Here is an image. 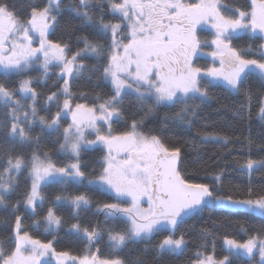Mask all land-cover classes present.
I'll return each mask as SVG.
<instances>
[{"label": "snow or ice", "instance_id": "6c2138e0", "mask_svg": "<svg viewBox=\"0 0 264 264\" xmlns=\"http://www.w3.org/2000/svg\"><path fill=\"white\" fill-rule=\"evenodd\" d=\"M21 11L0 0V264H157L165 254H184L188 240L180 226L205 212L203 243L188 264H237L239 257L264 264V223L251 230L242 224L247 238L238 239L221 235L223 220L212 216L264 221V183L252 181L264 169V157L252 156L254 146L264 150V131L233 136L206 117L196 126L215 87L243 97L235 108L241 119H252L255 101L264 124V42L235 43L242 35L264 41V0H29ZM203 26L210 39L200 35ZM201 55L212 64L200 66ZM33 68L39 78L29 75ZM50 74L55 90L45 94L35 84ZM94 76L88 103L93 92L73 85ZM102 86L108 91L95 92ZM122 121L126 130L116 132ZM46 136L58 147L45 151ZM210 143L223 150L208 156L215 171L190 179L185 156L194 168H207ZM237 144L247 153L228 161ZM90 150L103 154L89 168L83 157ZM230 163L247 173L246 185L225 184ZM48 188L56 189L51 199ZM62 206L70 209L67 217ZM41 224L52 239L33 235ZM62 229L71 242L84 243L83 254L57 249ZM161 231L167 234L152 245L156 255L148 261ZM105 235L111 254L102 259L92 247ZM138 243L145 247L130 261L123 253Z\"/></svg>", "mask_w": 264, "mask_h": 264}, {"label": "trees", "instance_id": "16d2710c", "mask_svg": "<svg viewBox=\"0 0 264 264\" xmlns=\"http://www.w3.org/2000/svg\"><path fill=\"white\" fill-rule=\"evenodd\" d=\"M10 2H14L17 6V9L22 10L21 14L23 15L29 0H10ZM35 2L40 3V0H35ZM193 2L195 1L193 0ZM225 2H231V0H225ZM241 2H243V0H241ZM65 3L67 4L68 0H65ZM248 3L250 4V0H248ZM65 15H68L67 9L65 10ZM59 31L60 30L57 29V37L55 38H59ZM200 35L202 37L206 36L209 39L211 38L210 30L204 28V26L200 29ZM250 42L253 43L254 45H259L264 41H261L259 38L249 40V38L246 35H242L241 37H238L235 41L237 45H246L247 43ZM207 51H210V49H205V52ZM196 62L202 67H208L212 64L211 58H209L206 55H202V57H198ZM29 75L39 78L41 76V70L39 68H33L29 71ZM55 79H56L55 75L50 74L47 83H44L43 81L37 79L35 86L37 87L38 90L47 94L49 91L55 90L54 88L50 87L52 85L53 80ZM95 84H96L95 76L93 77L92 80H87L85 78H82L78 82H74L73 91L82 90V91L93 92ZM101 91L107 92L108 89L103 86L101 88H95V92H101ZM210 92H211V98L201 106L199 112L200 119L197 120V125H196L197 127L203 125L204 118L206 117L208 122L213 124L215 128L223 130L225 133L231 134L233 136L241 135V134L246 136L248 135L249 130H251V134L254 137H256L258 133L264 131V124H262L256 118V111L258 105L255 103V101L253 102V107H252V119L249 121L246 118L241 119L235 113V108L243 99V97H238L235 94L230 93L223 87L212 88ZM93 98H94V92L93 95L89 97L87 102L88 103L93 102ZM80 102H85V101H80ZM178 107L179 106H177V109ZM177 109H173V111ZM126 110L128 111L129 115L132 114L130 106L126 105ZM161 111L163 112L165 110H161ZM2 118L3 117L0 116V119ZM150 126L151 125H149V127ZM114 129L116 132L126 130L124 122L122 121L119 125H114ZM177 130L179 129L174 127L172 131L167 133V135L171 136L172 132ZM195 130H196L195 128L192 129L193 134L195 133ZM208 130H211V128ZM42 145L45 151L53 150L56 147H58V145H56L53 142V140L51 138H48L47 136L42 140ZM222 151L223 150L221 149L220 145L211 144V143L206 145V153L204 155V159L208 164L207 168L203 164H198L194 168L193 165L189 162L188 156L186 155L185 163L183 167L188 177L195 181H198L202 178H206L209 173L215 171V168L213 166V161H209L208 156L212 155L213 152L220 154ZM184 152L186 154H190L192 152L191 146L190 145L186 146L184 148ZM246 153H247V147L241 148V146L237 144L235 146V150L232 152L230 156L226 157V159L228 161H231L234 156H242L245 155ZM102 154L103 153L101 151L90 150L84 153L83 158L88 161V167L90 168L93 164L96 163V161L99 159V157L102 156ZM252 156L253 158H257V159L262 158L264 157V150H261L259 147L254 146L252 148ZM53 158L63 159L61 154L55 152L53 153ZM214 159L215 157H213V160ZM262 173H264V169H262L260 172H256L253 174L252 181L254 184L258 185L264 183V176H262ZM248 180L249 177L246 172L241 171L238 167H236L234 163H230L228 165V170L224 174L225 184L231 182L234 185L244 186L248 183ZM21 183L23 185V177H21ZM46 191L48 193L49 199H51L52 193L56 191V189L48 188ZM12 199H15L14 195ZM60 211L66 217L70 213V209L67 206H62L60 208ZM85 216L91 217L93 222H95V220L97 219V217H95L91 211L87 212ZM212 216L213 218H219L223 220L224 226L218 229L221 235L225 232H228L238 239L247 238L244 232L241 231L242 224L245 225L249 230H251L253 227H259L261 223H264V221H262V219L259 217L249 218L247 215L229 216L227 215V213L221 211L213 212ZM207 218H208V213L205 212L204 214H202L201 218L188 219L185 224H182L180 226V231L187 233L186 239L188 240V246L184 254L179 256L172 254H165L161 259L157 261V264H188L189 259L193 256L197 247L201 243H203V241L199 237V230L203 223V220ZM0 219H2V217H0ZM98 219L103 220V216L101 215L100 217H98ZM26 223L31 224V217H29L26 220ZM166 234H167L166 231H161L159 235L153 237L151 243L149 244V252L146 254L145 257L148 261H152L153 257L156 255L155 250L152 248V245H154L158 240L162 239L163 236ZM33 235L41 240L52 239V236L44 231V226L42 224L38 229H36L33 232ZM58 240L59 242L55 245L58 250H71L73 254H83L84 243L71 242V239L69 236L66 235L65 230L62 229L60 231ZM97 247L100 249V252L98 253V255H100V258L103 259L110 256L111 249L109 247V242L107 240L106 235L103 237V239L100 241L98 245H94L92 247V251H96ZM144 247H145L144 243H138L135 246H130V248L126 249L123 254L126 255L131 261ZM221 248H222V241L220 239H217L216 250L218 254H221ZM208 251H211V239H209L208 241ZM237 264H247V258L246 257L237 258Z\"/></svg>", "mask_w": 264, "mask_h": 264}, {"label": "rangeland", "instance_id": "374dc122", "mask_svg": "<svg viewBox=\"0 0 264 264\" xmlns=\"http://www.w3.org/2000/svg\"><path fill=\"white\" fill-rule=\"evenodd\" d=\"M195 1V0H194ZM250 2H251V0H250ZM204 28H207V26H204ZM208 30H210L209 28H207ZM207 56V55H206ZM199 57H202V55L201 56H199ZM209 57V56H208ZM209 58H211V57H209ZM211 62H212V59H211ZM90 138H94V136L93 137H90ZM53 264H54V262H53Z\"/></svg>", "mask_w": 264, "mask_h": 264}]
</instances>
